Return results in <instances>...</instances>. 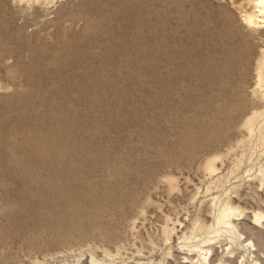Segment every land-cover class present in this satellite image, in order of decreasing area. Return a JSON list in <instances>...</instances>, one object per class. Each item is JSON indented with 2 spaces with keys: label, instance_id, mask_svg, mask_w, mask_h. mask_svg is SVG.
I'll return each instance as SVG.
<instances>
[{
  "label": "rangeland",
  "instance_id": "obj_1",
  "mask_svg": "<svg viewBox=\"0 0 264 264\" xmlns=\"http://www.w3.org/2000/svg\"><path fill=\"white\" fill-rule=\"evenodd\" d=\"M257 214L264 0H0V264H264Z\"/></svg>",
  "mask_w": 264,
  "mask_h": 264
},
{
  "label": "bare ground",
  "instance_id": "obj_2",
  "mask_svg": "<svg viewBox=\"0 0 264 264\" xmlns=\"http://www.w3.org/2000/svg\"><path fill=\"white\" fill-rule=\"evenodd\" d=\"M83 96H86V95L83 93ZM65 121H67V120H65ZM68 124H69V122H65V126L66 127L72 128V124H69L71 126H68ZM44 139H47V137H46V135L43 134L42 140L40 141L41 143L38 144L41 148H43V152L39 151L38 154H36V155L39 158H41V160H43L45 157L49 158L47 156V153L52 154L53 156H51V158H49L48 161H46V163H44L45 165L48 166L47 168L52 170L53 175L55 174L56 176H60V178H62L61 175H63V174H66V175H68L70 177L69 178L70 180L67 179L70 182V185H68L65 182L61 181L59 178L58 179L55 178V182H54L55 185L57 186V188L59 190H61V191H59V193H61V196H60L61 200H60V202L58 201V203L56 205L57 207L56 206L55 207L58 208L57 210L61 211L62 213H66L67 215H70L71 213H73V211L75 212V211H77L79 209L77 207L82 205L84 202L88 201V199L92 198V196H93L92 195V189L89 187V189H90L89 190L88 187H86L87 190H84V189H86L84 187V188H81V189L84 190V191L82 190V192L81 191L78 192V191H75V189H73V186H75V185H72V184H75V182H77L76 181L77 180V175H76L74 169L72 168L73 166L66 162V158H67L66 152H59L57 150H54V149H57V148H54V147L50 148V145L45 144V142L43 141ZM63 148H65V147L63 146ZM62 160L65 161V169H64L63 172L59 173L58 169H57V164L60 161H62ZM59 167H60V165H59ZM42 171H44V170H42ZM47 174H49V173H47ZM42 188L43 187L41 186V189ZM41 194L43 195V197H46V194H45L44 191H41ZM43 199H45V198H43ZM65 209H67L66 212H64ZM233 212H234V210L232 208L227 207V206L224 207L223 210L221 211L219 217H218V222L221 223V224L224 223V225L225 224L226 225H231V219H229V218L231 217ZM74 215H75V213H74ZM73 217H75V216H73ZM256 218H257V221H261L262 219H264V215L257 214ZM231 228H234V227L232 226ZM231 236H232L231 237L232 239H234V240L236 239L235 235H231Z\"/></svg>",
  "mask_w": 264,
  "mask_h": 264
}]
</instances>
